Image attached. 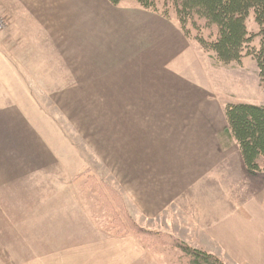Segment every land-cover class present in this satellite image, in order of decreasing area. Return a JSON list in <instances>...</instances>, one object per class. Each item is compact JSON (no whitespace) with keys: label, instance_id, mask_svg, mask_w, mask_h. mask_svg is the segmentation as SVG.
Masks as SVG:
<instances>
[{"label":"crops","instance_id":"crops-1","mask_svg":"<svg viewBox=\"0 0 264 264\" xmlns=\"http://www.w3.org/2000/svg\"><path fill=\"white\" fill-rule=\"evenodd\" d=\"M0 7L12 20L0 33V264H155L133 234L101 231L91 174L116 183L142 226L264 264V199L251 195L264 186L214 97L249 90L243 62L215 67L174 16L133 0ZM200 49L204 88L190 78Z\"/></svg>","mask_w":264,"mask_h":264},{"label":"trees","instance_id":"trees-1","mask_svg":"<svg viewBox=\"0 0 264 264\" xmlns=\"http://www.w3.org/2000/svg\"><path fill=\"white\" fill-rule=\"evenodd\" d=\"M108 1L116 5L122 0ZM133 1L141 8L163 17L174 16L183 34L210 54L214 66L239 65L243 57H252L264 88V0ZM250 12L258 27L256 32L247 29L246 18ZM256 37L257 46L252 44ZM223 111L227 123L224 133L237 142L246 170L251 174L264 170V104L227 102ZM84 183V187L87 186L89 191L96 194L97 202L103 209L102 219L108 218L106 223L109 232L115 235L131 233L142 240L151 234L150 230L137 225L120 191L115 187L99 181L92 174ZM121 218L127 221L122 222ZM114 220L120 222L115 225ZM125 223H128V228L124 226ZM153 234L160 238L156 233ZM162 236L181 251V256L188 264H225L215 254L193 247L172 234L164 233Z\"/></svg>","mask_w":264,"mask_h":264},{"label":"rangeland","instance_id":"rangeland-1","mask_svg":"<svg viewBox=\"0 0 264 264\" xmlns=\"http://www.w3.org/2000/svg\"><path fill=\"white\" fill-rule=\"evenodd\" d=\"M0 18H2L5 21V23H6V27H5V29L3 31H6L7 29L10 30L11 26H12V20L10 19V14H8L7 11L4 8H1V7H0ZM246 25H247V29L249 31H251V32H256L257 29H258L257 24L254 21V17H253V13L252 12H250L248 17L246 18ZM3 31H1V32H3ZM252 44L256 45V46L258 45V38L257 37L253 39ZM203 51L201 50L200 51L201 54L198 55L199 61L194 57V62H193L194 63V71H191V73H190V78L192 79L194 84H196V85H198V86H200L202 88H204V85H203L204 82H202V78H201V76H199V72L198 71H200V69L202 71L204 70L205 71V75L207 76V69H205V67L208 66L207 65V61H206L207 57H206V54L203 53ZM244 58H246V59H244ZM241 62H243V67H244L240 71L242 73L243 80H245L246 82H248L247 81L248 78L251 80V85L249 86V90L246 91V90L241 88L240 91H237L236 93H233L235 98L225 97L220 92H217L218 94H215L216 96H214V97L215 98L217 97V99L222 100V102L228 100L227 102H245V103H253V104H264V88L260 84L257 71H256L257 72V80H258V85H259L260 88H258L257 85L254 86L253 85V81H252V78H254L253 77V66H256V69H257L256 61L252 57L246 56V57H243V61H241ZM236 65L237 64L231 63L226 68H228V67H231V68L232 67H236ZM241 65H242V63H241ZM215 67H222V66L216 65ZM208 82L210 83V85L212 84V82L210 80H208ZM194 92L195 93H194V96H193L192 100H201V102L203 104V99L205 98L206 92L203 89H199L198 92H196V91H194ZM178 100H183V99L178 96ZM187 100H189V98ZM193 103L195 105V101ZM205 108H208V105ZM86 172H90V170H88V168H85L80 173L84 174ZM92 175L94 177H96L99 181L109 183L113 187H115L118 191L120 190L115 182L111 183V182H108L107 180H105V179H103V178H101L99 176H96L94 174H92ZM253 175L258 176V177H253V179L259 181L258 184H263V186H264V170L259 171V172L255 173ZM98 185H99V183H98ZM84 188L88 190L87 186L84 187ZM92 194H94V193H92ZM244 195H245V193L242 194V196H244ZM251 195L255 196V199L256 198L257 199H264V189L262 188V189H260V191L254 192V194L252 193ZM94 196L96 198V204L99 207H101V204L99 202H97L96 194H94ZM116 202H117V200H116ZM118 204H120V201H118ZM101 220L104 222V223L102 222V225L100 224L101 225L100 226L101 231L103 233L109 232L108 231L109 226L106 223V220H108V218H106V220L101 218ZM125 220L126 219L121 218L122 222L123 221L125 222ZM134 221H136V220L134 219ZM119 222H116L114 220V224L115 225H117L116 223H119ZM137 225L142 227V228H144V229L150 230V233H151L150 235H147V236L143 237L144 238L143 240L139 239V241L145 246L146 252L147 253L150 252L151 255L155 254V253H161V256H152V260H153V262L155 264H188L186 259L181 256V251L175 245L169 244L167 242V239L162 236L164 233H166V234L169 233V234H172L174 237L179 238V236L175 235L174 232L172 233L169 230H164V229H160V228H154V229L148 228V227H146L144 225L142 226L139 223ZM124 226L128 228V223H125ZM114 228H116V227H114ZM153 233H156V235H159L160 238L155 236ZM127 234H131V233H127ZM179 239L183 240L182 238H179ZM187 244H189V243H187ZM189 245H191V244H189ZM191 246H193V245H191ZM199 249H201V248H199ZM205 251H207V250H205ZM207 252H209V251H207ZM210 253H212V252H210ZM213 254H215V253H213ZM216 256L222 262H224L225 264H233V263H235L234 261L230 260L227 256H218V255H216ZM156 260H158L159 262H157Z\"/></svg>","mask_w":264,"mask_h":264},{"label":"built area","instance_id":"built-area-1","mask_svg":"<svg viewBox=\"0 0 264 264\" xmlns=\"http://www.w3.org/2000/svg\"><path fill=\"white\" fill-rule=\"evenodd\" d=\"M5 27H6L5 21L2 18H0V32L3 31Z\"/></svg>","mask_w":264,"mask_h":264}]
</instances>
